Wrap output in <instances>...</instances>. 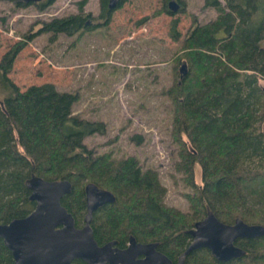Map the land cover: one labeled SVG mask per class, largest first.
Returning a JSON list of instances; mask_svg holds the SVG:
<instances>
[{
    "label": "trees",
    "instance_id": "16d2710c",
    "mask_svg": "<svg viewBox=\"0 0 264 264\" xmlns=\"http://www.w3.org/2000/svg\"><path fill=\"white\" fill-rule=\"evenodd\" d=\"M12 1L17 7L29 4ZM52 1L37 5L44 11ZM126 1L118 0L110 9L107 0H100L102 25ZM176 2L182 11L180 0ZM167 6L163 4V11L172 15L175 11ZM204 6L216 15L205 23L193 22L177 56L187 71L165 93L170 139L178 149L175 170L189 188L183 193L189 211L164 204L166 190L157 170L144 168L133 155L117 158L113 150L97 153L84 144L86 136L104 133L105 126L72 114L75 93L59 92L49 82L20 90L10 80L7 73L30 39L24 35L0 57L1 82L13 93L0 99V223L34 208L25 182L40 176L71 181L61 204L76 226L83 224L86 183L112 192L115 200L92 213L97 243L115 241L124 248L130 237L155 242L171 264L191 242L188 231L194 222L208 212L224 223L240 218L264 227V88L259 84L264 80V0H204ZM88 17L83 12L55 17L43 21L39 31L53 37L90 30L93 25L84 23ZM175 29L174 20L170 35L177 40ZM197 167L199 183L194 178ZM235 243L245 251L238 258L219 261L201 247L186 254L184 264H264V233ZM0 264H13L1 238ZM72 264L86 263L76 259Z\"/></svg>",
    "mask_w": 264,
    "mask_h": 264
},
{
    "label": "rangeland",
    "instance_id": "374dc122",
    "mask_svg": "<svg viewBox=\"0 0 264 264\" xmlns=\"http://www.w3.org/2000/svg\"><path fill=\"white\" fill-rule=\"evenodd\" d=\"M169 1L177 3L127 0L102 25L100 0H53L44 11L37 4L17 7L12 0H0V57L20 37L30 35L7 73L10 80L20 90L49 82L59 92L75 93L72 114L105 126L104 133L86 136L84 144L97 153L113 150L117 158L133 155L144 168L157 170L166 190L164 204L187 212L183 193L189 188L175 170L178 149L170 139L165 93L187 71L186 62L177 57L186 33L194 21L208 22L216 11L205 7L204 0H180L182 11L179 6L167 15L163 4ZM79 12L90 13L97 26L53 37L39 31L43 21ZM174 20L177 40L170 35ZM259 84L264 88L263 79ZM11 94L0 79V99ZM194 172L199 183L200 169Z\"/></svg>",
    "mask_w": 264,
    "mask_h": 264
},
{
    "label": "water",
    "instance_id": "95a60500",
    "mask_svg": "<svg viewBox=\"0 0 264 264\" xmlns=\"http://www.w3.org/2000/svg\"><path fill=\"white\" fill-rule=\"evenodd\" d=\"M117 1L110 0L109 8ZM168 7L176 11L178 4L169 1ZM25 185L30 190L29 199L35 202L34 208L24 217L0 223V238L11 253L13 264H72L76 259L86 264H171L168 257L157 250L155 242L141 243L130 237L123 249L117 248L115 241L97 243L90 225L92 213L115 200L109 190L92 182L85 184V215L83 224L76 226L73 215L61 204V198L71 191L70 180L32 176ZM188 232L191 242L176 264H184L185 255L201 247L207 248L219 261L238 258L245 251L235 242L262 235L264 227L248 224L240 218L224 223L208 212Z\"/></svg>",
    "mask_w": 264,
    "mask_h": 264
},
{
    "label": "flooded vegetation",
    "instance_id": "af4514ba",
    "mask_svg": "<svg viewBox=\"0 0 264 264\" xmlns=\"http://www.w3.org/2000/svg\"><path fill=\"white\" fill-rule=\"evenodd\" d=\"M45 1H47V0H31V1H28V2H26V3H32V4H38L39 2H45ZM109 2H110V0H107V5H109ZM109 7V6H108ZM113 8V7H112ZM112 8H110V9H112ZM88 15H89V17L88 18H86L85 19V21H84V23H85V25H89V26H95V25H97V23H94L91 19H89V18H91V15H90V13H87ZM99 17H101L100 16V13H99ZM118 248V247H117ZM125 248V247H124ZM120 249H123V248H120Z\"/></svg>",
    "mask_w": 264,
    "mask_h": 264
}]
</instances>
